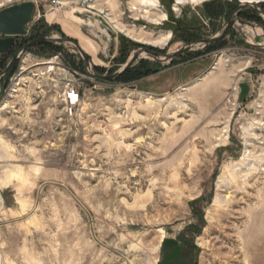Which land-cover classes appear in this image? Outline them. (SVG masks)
I'll return each mask as SVG.
<instances>
[{"label": "rangeland", "instance_id": "1", "mask_svg": "<svg viewBox=\"0 0 264 264\" xmlns=\"http://www.w3.org/2000/svg\"><path fill=\"white\" fill-rule=\"evenodd\" d=\"M25 1L0 66L55 39L0 80V264H264V0Z\"/></svg>", "mask_w": 264, "mask_h": 264}, {"label": "water", "instance_id": "2", "mask_svg": "<svg viewBox=\"0 0 264 264\" xmlns=\"http://www.w3.org/2000/svg\"><path fill=\"white\" fill-rule=\"evenodd\" d=\"M35 5L32 1H25L20 4H14L7 6L5 8L0 9V36H3L0 38V55L8 53L12 45L14 44L15 41V36H23L26 34L25 26L28 24L31 19L32 15L34 12ZM230 25V23H226L224 27L221 29L220 32L215 34L213 37L203 40L198 43H203V44H208L211 41H214L216 38H218L225 30L226 28ZM55 38L52 37H42L38 38L36 40L31 41L29 44L25 45L18 53L21 51L25 50L27 47L40 43V42H46V41H53ZM60 41H67L71 43L81 54V56L85 59V61L89 64L91 68L92 63L90 62L89 57L86 55L84 50L80 47V45L68 38H57ZM195 44H186L180 49H176L172 51L171 53H165L161 54L159 52H153L150 50H138L134 52L125 62L123 68H121L118 72H115L112 75H100V78L103 79H114L118 77L126 68H128L132 62L138 58V56L144 51L148 54H154L156 56H162L161 58L167 60L176 53H178L182 49H190L192 46ZM18 53L12 58L14 60ZM5 71V70H4Z\"/></svg>", "mask_w": 264, "mask_h": 264}, {"label": "built area", "instance_id": "3", "mask_svg": "<svg viewBox=\"0 0 264 264\" xmlns=\"http://www.w3.org/2000/svg\"><path fill=\"white\" fill-rule=\"evenodd\" d=\"M52 3L59 4L58 0H52ZM66 86V98H59L63 103L64 109L68 114H71L75 107L80 102L81 92L79 86L73 81H67L64 83Z\"/></svg>", "mask_w": 264, "mask_h": 264}, {"label": "bare ground", "instance_id": "4", "mask_svg": "<svg viewBox=\"0 0 264 264\" xmlns=\"http://www.w3.org/2000/svg\"><path fill=\"white\" fill-rule=\"evenodd\" d=\"M186 1H191V2H197V0H177L176 2H177V5H179V4H183L184 2H186ZM244 2L245 3H252V2H254L253 0H244ZM141 3H143L144 5H146V6H149V7H155V6H157V3H158V1L157 0H142L141 1ZM59 4H61V5H66L67 3H65V2H59ZM68 12H71L70 10L69 11H64L63 12V15H61V14H59L58 16H57V20H58V18L60 19V18H63L62 16H64L65 17V15L68 13ZM164 16H166V15H164ZM34 17V12H33V15H32V18ZM54 15L53 14H49L48 15V18L50 19V20H53L54 19ZM64 19V21H65V24L67 25V26H69V22L67 21V20H65V18H63ZM31 21H32V19H31ZM30 21V22H31ZM29 22V23H30ZM28 23V24H29ZM27 25V24H26ZM97 27H98V29H100V31H102V32H106V30H104V29H102V27H101V23H98L97 24ZM258 34V33H257ZM170 36L169 35H166V38L168 39ZM167 41V40H166ZM46 62H49V61H46ZM60 98H66V86H64V89L62 90V92H61V94H60ZM161 237H163V236H161Z\"/></svg>", "mask_w": 264, "mask_h": 264}, {"label": "crops", "instance_id": "5", "mask_svg": "<svg viewBox=\"0 0 264 264\" xmlns=\"http://www.w3.org/2000/svg\"><path fill=\"white\" fill-rule=\"evenodd\" d=\"M183 248L181 246H179L178 243H175L173 241L170 240V246L168 251V255L166 257L167 261L166 264H179L180 263V257L178 258L177 256L182 253ZM164 250H165V243L163 245V249L159 258V264L162 263V255L164 254ZM166 252V251H165Z\"/></svg>", "mask_w": 264, "mask_h": 264}, {"label": "flooded vegetation", "instance_id": "6", "mask_svg": "<svg viewBox=\"0 0 264 264\" xmlns=\"http://www.w3.org/2000/svg\"><path fill=\"white\" fill-rule=\"evenodd\" d=\"M1 37H3V36H1ZM14 44H15V41H14ZM14 44L10 48L9 52L5 53L7 56H10L13 53L11 51V49L13 47H15ZM2 57H3V54H2ZM0 61H1V59H0ZM15 61L16 60L8 59V61L6 62L5 65H3V67L0 66V80H4L9 75V73L11 72V70L13 68V65H14Z\"/></svg>", "mask_w": 264, "mask_h": 264}, {"label": "trees", "instance_id": "7", "mask_svg": "<svg viewBox=\"0 0 264 264\" xmlns=\"http://www.w3.org/2000/svg\"><path fill=\"white\" fill-rule=\"evenodd\" d=\"M38 44V43H37ZM39 44H51V42H49V41H46V42H40Z\"/></svg>", "mask_w": 264, "mask_h": 264}, {"label": "snow or ice", "instance_id": "8", "mask_svg": "<svg viewBox=\"0 0 264 264\" xmlns=\"http://www.w3.org/2000/svg\"><path fill=\"white\" fill-rule=\"evenodd\" d=\"M197 2H198V0H197Z\"/></svg>", "mask_w": 264, "mask_h": 264}]
</instances>
